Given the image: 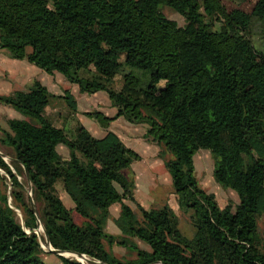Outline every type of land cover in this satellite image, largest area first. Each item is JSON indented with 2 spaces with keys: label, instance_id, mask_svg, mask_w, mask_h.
Segmentation results:
<instances>
[{
  "label": "trees",
  "instance_id": "16d2710c",
  "mask_svg": "<svg viewBox=\"0 0 264 264\" xmlns=\"http://www.w3.org/2000/svg\"><path fill=\"white\" fill-rule=\"evenodd\" d=\"M162 5L184 23L165 15ZM254 21L261 48L251 38ZM0 48L60 71L81 91L104 90L116 112L84 111L104 127L117 116L146 124L144 136L159 145L177 207L194 226L187 236L168 203H139L126 172L139 153L109 129L97 137L78 120L71 129L56 126L45 112L56 95L34 78L25 89L0 93L1 103L23 115L0 124V149L12 157L10 164L0 154V168L23 212L21 223L0 190V264H50L34 230L38 218L52 247L105 264H264V226H258L264 217V0L250 11L226 9L222 0H0ZM59 96L69 112L76 109L69 90ZM58 143L68 148L66 157ZM199 148L213 155L214 179L236 192L234 207L220 206L199 184L193 163ZM23 171L35 209L18 178ZM59 188L74 207L65 205ZM84 201L100 214L85 212ZM114 202L119 233L105 229ZM113 243L134 256L116 255L106 246ZM57 256L58 264H85Z\"/></svg>",
  "mask_w": 264,
  "mask_h": 264
},
{
  "label": "rangeland",
  "instance_id": "374dc122",
  "mask_svg": "<svg viewBox=\"0 0 264 264\" xmlns=\"http://www.w3.org/2000/svg\"><path fill=\"white\" fill-rule=\"evenodd\" d=\"M255 1L256 0H222L226 9H230L234 6H238L247 11L251 10ZM161 10L164 12L165 15L175 19L179 24L184 23V16L178 13L177 11L173 10L168 5H162ZM212 23L214 27H217L219 21L217 19H212ZM251 38L254 45L257 48L262 47L263 41L260 34V26L256 21H254L252 25ZM4 49L7 50V48ZM21 71L28 72V74H31L30 76L32 75L41 76L43 78V82L47 83L49 86H55L60 91L64 90L63 87L56 86V84L58 83H64L63 79L66 80V78L60 71L54 70L55 74L53 75L50 72L45 71L43 68L35 65L34 63L29 62L25 58H14L8 56V57L0 58V91H8L10 89H13L14 83L17 80V76L18 74H21ZM4 74L8 76L7 79H4L5 78L3 76ZM120 81H121L120 77L118 76L116 78L115 85L119 86ZM99 93H106V92L104 90H99L96 96H94V94L86 92V94H88L90 98L89 103H91V107L89 108H92L91 110L98 109V107H96L95 105L96 102H100L101 104L100 106L106 108L104 107V105L102 106L101 103L102 100L99 99L100 98ZM106 98L108 99V96H106ZM82 101L83 99L81 100V102ZM86 108L88 109V107ZM67 111H69V109L68 106L65 104L64 98L62 100L59 99L58 97L57 98L53 97L50 103L45 108L46 114L56 124L61 123L62 119H60V112H64L65 114H67ZM15 113H17L18 115L21 114L19 111L12 108L10 105L0 102L1 125L6 126V119L8 117L14 116ZM92 118L94 117L91 116L90 118V116L84 115L83 117L84 124L89 125L88 122H91ZM67 119L70 121L68 117ZM65 148L68 149L66 146ZM0 151L2 152L1 149ZM2 153L4 154V159L11 164L12 157L9 154H6L4 152ZM151 154H152V150L150 148H147L144 159L139 161L133 160L131 164L132 170H134L132 174L133 175L135 174L134 180L136 178V182H137L134 188V195L136 197V200L146 208L158 207L164 203H168L170 206L173 205L175 211L179 215V227L187 236H192V234L194 233V226L190 221L189 215L187 213L182 212L177 207V200L173 190L171 176L169 171L165 167L164 163H163L164 166L162 171L156 167L154 169L153 176L156 178L157 181L154 182L151 179H148L149 177L146 175L144 168L146 165L150 164L153 161V156H151ZM165 155L169 156L170 153L166 151ZM193 163H194V173L198 179L199 184L207 191L214 193L215 199L217 200L220 206H224L227 203H232L234 207L235 203L238 201V196L233 189L222 186L214 179L213 177L214 158L212 153L209 151V149L207 148L197 149L193 153ZM18 178L23 183V189L26 195V199L27 200L31 199L32 192L30 190V182L27 180L26 176L24 175V171L18 175ZM11 185L12 184L9 175L2 168H0V190H2L4 193L7 194V201L15 211V218L21 223H23V212L21 208L15 205V201L13 200L14 197L11 191L12 189ZM61 198L67 206H69V201L70 202L73 201L72 198L65 191H64V196L62 195ZM127 202L131 206L135 207L134 202L132 201H127ZM82 208L85 212L91 215H98L101 212V209L99 207L94 206L88 201L83 202ZM111 211L112 212L114 211L113 212L114 216L111 215V213L109 212V216L105 224V229L113 233H119L121 232V227L118 225L117 221H115V217L118 215L119 211L117 213V209L115 208V206H111ZM74 216L76 220L77 219L80 220L83 219V216L85 215L75 211ZM258 226L260 230L263 228L264 217L258 218ZM25 229L26 231L30 230L28 227H25ZM34 230L35 231L37 230V232L39 233L40 244L44 250V252L41 254L42 259L50 264H58L60 260L59 257L57 256V253L48 250L49 244L46 241L42 226L38 225V227L35 228ZM133 239L136 240L140 246L148 247V245L142 240L136 237H133ZM106 246L110 247L116 255L121 257H130V256H134L135 254V251H132L126 248L125 246L117 243H113L111 245H106ZM68 255L81 260L85 264H93L89 262L85 257L82 258L81 256L74 255L71 253H69ZM153 263H159V261H155Z\"/></svg>",
  "mask_w": 264,
  "mask_h": 264
},
{
  "label": "crops",
  "instance_id": "0c3cea01",
  "mask_svg": "<svg viewBox=\"0 0 264 264\" xmlns=\"http://www.w3.org/2000/svg\"><path fill=\"white\" fill-rule=\"evenodd\" d=\"M8 56L12 57L9 55V53L6 49L0 48V58L1 57H8ZM54 72L55 71L50 72V73L54 75L55 74ZM30 75L31 74H28V72L21 71V74H18L17 80L14 83V88L10 89L8 91H0V93H9V92L13 91L14 89H25L34 78H37L42 83H44L47 86L48 90L56 95L55 96L56 98L58 97L59 99L63 100V98L59 95L63 94L65 89L69 90L75 99L76 109L74 111H70V112L67 111V114H65L64 112H60V119H62L61 123L56 124L54 121H53V123L56 126L63 127L64 129H71L72 127H74L76 121L78 120L93 135H95L97 137L103 136L108 129L112 130L125 142L126 145L132 147L134 150H136L139 153L140 158L135 159L138 161L144 159L146 149L150 148L152 150L151 156H153V161L150 164L145 166L144 171H145L146 175L149 177L148 179H151L154 182L157 181L156 178L153 176L154 169L156 167L162 171L164 165H163V161H162L161 157H159L158 153H157V151L159 149V145H157L153 141L147 140L144 136L146 124H144V123H132V122H129L128 120H126L123 116H117L109 122V125L107 127H104L103 125H101L94 118H92L91 122H88L89 125H86L83 122V120H84L83 117H84V115H87L86 113H84V111L92 109V108H89V107H91V103H89L90 98H89V95L86 94L85 91H81L79 89V86L77 83L71 82L68 79H66L67 81L71 82V83H69L65 79H63L64 83L56 84L57 87H63L64 90L60 91L55 86H49L47 83L43 82V78L41 76H34V75L30 76ZM3 76L5 77L4 79L8 78V76L6 74H4ZM98 92H99V90L94 91V92H90V93L94 94V96H96V94H98ZM99 96H100L99 99L102 100V102H101L102 106L104 105V107H106V108L101 107L100 102H96V104H95L96 107H98L99 110H101L102 112H104L107 115H113L116 112V108H115V106H113L111 104L109 97H108V99L106 98V96H108L107 93H99ZM82 99H83V101L81 102ZM86 107H88V109ZM14 116L22 117L21 114L18 115L17 113H15ZM67 117L70 119V121L67 119ZM90 118H91V116H90ZM56 148L64 157H66L68 155V149L65 148V145L63 143H58L56 145ZM131 164H132V162L130 163V166L126 170V172H128L129 175H132L133 177H135V174L134 175L132 174L134 170H132ZM136 184H137V182H136V178H135V185ZM59 194H60V197H62V195L64 196V190L62 188H59ZM111 206H115V208L117 209V213H118L119 203L114 202L109 206V212L111 213V215L114 216V213H113L114 211L113 212L111 211ZM171 206L173 207V205H171ZM67 207H74V202L69 201V206H67ZM173 209H174V207H173ZM77 220L80 221L81 219L80 220L77 219Z\"/></svg>",
  "mask_w": 264,
  "mask_h": 264
},
{
  "label": "water",
  "instance_id": "95a60500",
  "mask_svg": "<svg viewBox=\"0 0 264 264\" xmlns=\"http://www.w3.org/2000/svg\"><path fill=\"white\" fill-rule=\"evenodd\" d=\"M0 154L3 156L4 158V154L0 151ZM30 204L32 206L33 209H35L34 207V203H33V200L30 199ZM37 223L38 225L42 226L43 228V231H44V234H45V238H46V241L48 242L49 244V247H48V250L52 251V252H55V253H58V254H61V255H68L69 253L71 254H74V255H78V256H84L89 262L93 263V264H105L103 263L102 261L98 260V259H94V258H90L88 256H86L84 253L82 252H79V251H75V250H65V249H58V248H55V247H52L48 238H47V235H46V232L44 230V227H43V224L41 223L40 219L38 218L37 220ZM38 235L39 233L37 232V230L35 231ZM79 260V259H78ZM81 261V260H80ZM82 262V261H81ZM83 263V262H82ZM153 263V262H152ZM160 264H162L161 261H159ZM151 264V263H149Z\"/></svg>",
  "mask_w": 264,
  "mask_h": 264
},
{
  "label": "bare ground",
  "instance_id": "6f19581e",
  "mask_svg": "<svg viewBox=\"0 0 264 264\" xmlns=\"http://www.w3.org/2000/svg\"><path fill=\"white\" fill-rule=\"evenodd\" d=\"M82 258H84V256H81ZM154 264H158V263H154Z\"/></svg>",
  "mask_w": 264,
  "mask_h": 264
}]
</instances>
